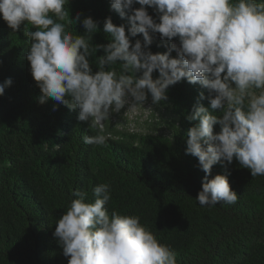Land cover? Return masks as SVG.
Returning <instances> with one entry per match:
<instances>
[{
  "label": "clouds",
  "instance_id": "obj_1",
  "mask_svg": "<svg viewBox=\"0 0 264 264\" xmlns=\"http://www.w3.org/2000/svg\"><path fill=\"white\" fill-rule=\"evenodd\" d=\"M68 3L0 0V18L13 32L25 25L26 59L41 92L39 103L51 99L78 109L77 119L97 129L96 135L83 137L84 143L105 145V121L113 113L150 110L145 107L149 95L151 105H158L167 99L169 86L186 79L208 90L212 110L194 106L186 117L195 123L186 132L185 153L198 158L205 173L198 204L238 200L227 176L209 178L217 163L230 165L235 159L252 177L264 176V0H110L127 23L117 26L105 18L103 31L110 42L96 45L92 39L99 22L91 16L81 19L79 12L71 17ZM145 6L159 14V22ZM77 23L84 34L68 30ZM157 33L169 41L164 53L150 50ZM138 34L143 41L133 43ZM100 50L93 72L89 58ZM11 84V78L0 84V96ZM200 98L205 99L203 93ZM93 193L94 202H87L86 192L74 190L77 198L55 224L53 235L68 264H177L175 251L160 243L139 216L109 213V184H98Z\"/></svg>",
  "mask_w": 264,
  "mask_h": 264
},
{
  "label": "trees",
  "instance_id": "obj_2",
  "mask_svg": "<svg viewBox=\"0 0 264 264\" xmlns=\"http://www.w3.org/2000/svg\"><path fill=\"white\" fill-rule=\"evenodd\" d=\"M65 7L73 18L79 12L81 19L99 22L93 45L110 42L105 18L117 26L127 23L110 0H69ZM145 7L159 22V14ZM24 27L13 32L0 18V84L12 80L0 96V264H68L53 235L55 224L77 198L74 190L94 202L93 189L101 183L110 185L109 213L139 216L160 243L175 251L177 264H264V176L252 177L235 159L230 165L217 163L209 178L227 176L237 202L209 207L196 201L205 173L198 158L185 153L186 132L195 123L186 117L194 106L212 112L206 88L186 79L168 87L167 99L159 103L165 132L156 126L133 131L129 119H113V113L105 121L106 144H86L83 137L96 135L97 129L77 119L78 109L51 99L39 103ZM68 30L85 32L81 23ZM136 39L143 41L142 34L133 43ZM171 42L179 44L178 38ZM167 43L157 33L149 47L164 53ZM102 55L100 50L89 58L93 72ZM114 67L119 71L118 64ZM219 130L214 126V132Z\"/></svg>",
  "mask_w": 264,
  "mask_h": 264
},
{
  "label": "rangeland",
  "instance_id": "obj_3",
  "mask_svg": "<svg viewBox=\"0 0 264 264\" xmlns=\"http://www.w3.org/2000/svg\"><path fill=\"white\" fill-rule=\"evenodd\" d=\"M151 106L150 110L140 108L135 112L126 111L122 109L119 113H116V117L113 119H129V125L133 131H151L152 126H156L161 131H167L166 117L164 112L159 108L158 105H151V97L149 96L145 107Z\"/></svg>",
  "mask_w": 264,
  "mask_h": 264
}]
</instances>
